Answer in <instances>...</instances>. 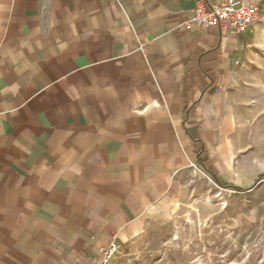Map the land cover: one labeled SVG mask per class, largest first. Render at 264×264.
Returning a JSON list of instances; mask_svg holds the SVG:
<instances>
[{
	"label": "crops",
	"instance_id": "0c3cea01",
	"mask_svg": "<svg viewBox=\"0 0 264 264\" xmlns=\"http://www.w3.org/2000/svg\"><path fill=\"white\" fill-rule=\"evenodd\" d=\"M201 1L0 0V264H99L195 170L249 185L234 84L264 15L230 38Z\"/></svg>",
	"mask_w": 264,
	"mask_h": 264
},
{
	"label": "rangeland",
	"instance_id": "374dc122",
	"mask_svg": "<svg viewBox=\"0 0 264 264\" xmlns=\"http://www.w3.org/2000/svg\"><path fill=\"white\" fill-rule=\"evenodd\" d=\"M234 91L246 106L238 160L249 185L225 187L197 170L188 174L172 192L164 221L114 264H264V35Z\"/></svg>",
	"mask_w": 264,
	"mask_h": 264
},
{
	"label": "built area",
	"instance_id": "2783aa9c",
	"mask_svg": "<svg viewBox=\"0 0 264 264\" xmlns=\"http://www.w3.org/2000/svg\"><path fill=\"white\" fill-rule=\"evenodd\" d=\"M261 17L258 3L247 5L241 0H227L221 5H212L208 0H202L194 9L192 22L222 36L238 38L256 26ZM102 254L99 264H114L117 258L115 243L102 250Z\"/></svg>",
	"mask_w": 264,
	"mask_h": 264
}]
</instances>
